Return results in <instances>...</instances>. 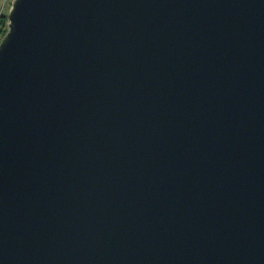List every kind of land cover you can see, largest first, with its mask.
<instances>
[{"label":"water","instance_id":"1","mask_svg":"<svg viewBox=\"0 0 264 264\" xmlns=\"http://www.w3.org/2000/svg\"><path fill=\"white\" fill-rule=\"evenodd\" d=\"M7 19L0 264H264V0Z\"/></svg>","mask_w":264,"mask_h":264},{"label":"trees","instance_id":"2","mask_svg":"<svg viewBox=\"0 0 264 264\" xmlns=\"http://www.w3.org/2000/svg\"><path fill=\"white\" fill-rule=\"evenodd\" d=\"M0 19L4 20V24L0 26V41L3 39L7 32V24H8V19H7V13H1L0 14Z\"/></svg>","mask_w":264,"mask_h":264},{"label":"built area","instance_id":"3","mask_svg":"<svg viewBox=\"0 0 264 264\" xmlns=\"http://www.w3.org/2000/svg\"><path fill=\"white\" fill-rule=\"evenodd\" d=\"M9 0H0V2H1V11H0V14L2 13V11H3V8L8 4L7 2H8ZM13 1L14 0H11V2L13 3ZM11 6H12V4L10 5V8H11ZM10 8H9V10H10ZM9 12V11H8ZM8 14V13H7Z\"/></svg>","mask_w":264,"mask_h":264},{"label":"rangeland","instance_id":"4","mask_svg":"<svg viewBox=\"0 0 264 264\" xmlns=\"http://www.w3.org/2000/svg\"><path fill=\"white\" fill-rule=\"evenodd\" d=\"M8 4L3 8L2 13H8L10 5L12 4L11 0L7 2ZM0 9H1V2H0ZM1 11V10H0Z\"/></svg>","mask_w":264,"mask_h":264},{"label":"snow or ice","instance_id":"5","mask_svg":"<svg viewBox=\"0 0 264 264\" xmlns=\"http://www.w3.org/2000/svg\"><path fill=\"white\" fill-rule=\"evenodd\" d=\"M4 24V20L0 19V26H2Z\"/></svg>","mask_w":264,"mask_h":264}]
</instances>
